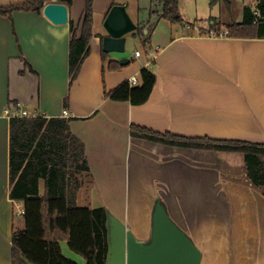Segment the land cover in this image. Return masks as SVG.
<instances>
[{"label": "crops", "instance_id": "0c3cea01", "mask_svg": "<svg viewBox=\"0 0 264 264\" xmlns=\"http://www.w3.org/2000/svg\"><path fill=\"white\" fill-rule=\"evenodd\" d=\"M23 1L0 0V5ZM221 1L216 4L232 3ZM152 2L115 0L142 27L131 32L127 49L132 58L125 65L103 55L101 36L113 0H94L90 51L74 80L70 20L81 23L85 0L67 5L65 24L44 14L46 3L40 12L0 13V264H12L13 233L26 227L24 201L10 197V117L5 109L15 102L29 112L72 118L71 129L86 145L96 180L93 207L111 208L109 200L120 192L130 202L132 186L150 187L146 220L129 228L140 240L150 235L151 210L160 198L202 250L201 264H264V194L249 180L245 161L230 163L224 154L229 152L131 135L136 124L163 134L264 143V38L233 37L227 34L230 23L224 22L218 36L209 35L218 28L187 27L182 12L181 21L160 17L164 0H156L154 9ZM257 4L249 7L255 10ZM144 8L151 14L145 15ZM243 9L233 22L243 21ZM138 50L141 55L134 57ZM114 62L120 67L113 70L109 64ZM143 68L157 75L146 102L106 96L132 76L138 85ZM198 209L200 221L192 215ZM67 243L61 241L62 249Z\"/></svg>", "mask_w": 264, "mask_h": 264}, {"label": "trees", "instance_id": "16d2710c", "mask_svg": "<svg viewBox=\"0 0 264 264\" xmlns=\"http://www.w3.org/2000/svg\"><path fill=\"white\" fill-rule=\"evenodd\" d=\"M48 1L24 0L0 5V13L7 15L13 10L40 12ZM57 1L69 7L74 2ZM218 1L211 0V5ZM93 4L94 0H85L81 26H75L70 20L71 80L77 77L90 51ZM244 11L242 22L227 25L228 34L264 38V0H258L255 10L246 6ZM160 17L181 21L179 0H164ZM214 23L212 26L217 27L219 32L221 25L216 21ZM103 55L106 59L108 54L103 51ZM109 66L114 70L120 64L114 62ZM156 81V73L150 68H143L138 85L125 81L106 91V96L142 104L150 97ZM71 119L45 115L10 118V197L24 201L26 220V227L13 233L12 264H79L63 253L62 240L68 242L71 250L81 254L86 264H108V209L92 205L96 180L88 162L86 145L73 133ZM131 135L177 147L243 153L249 180L264 194V143L163 134L136 124L131 126Z\"/></svg>", "mask_w": 264, "mask_h": 264}, {"label": "water", "instance_id": "95a60500", "mask_svg": "<svg viewBox=\"0 0 264 264\" xmlns=\"http://www.w3.org/2000/svg\"><path fill=\"white\" fill-rule=\"evenodd\" d=\"M43 12L55 24L69 22L68 6L63 2L50 1L45 4ZM104 28L101 36L103 51L122 64H129L132 51L127 49V41L138 26L125 4L115 3L109 8ZM156 201L148 240L137 238L124 222L107 210L108 264H201L202 250L173 220L163 200Z\"/></svg>", "mask_w": 264, "mask_h": 264}, {"label": "rangeland", "instance_id": "374dc122", "mask_svg": "<svg viewBox=\"0 0 264 264\" xmlns=\"http://www.w3.org/2000/svg\"><path fill=\"white\" fill-rule=\"evenodd\" d=\"M153 2V9L156 8L154 5L156 0H152ZM226 0H223L221 2H225ZM231 4L227 3H218L215 5H211V0H179V9L180 12H182L183 17L185 19V25L190 28L196 26L199 27H209L212 26L214 21L217 23L224 22V23H231L233 21H236V19L242 14V9L246 5L256 6V0H232ZM137 6V5H136ZM138 7V6H137ZM245 9V8H244ZM243 9V13L245 12ZM145 15H150V10L148 8H144ZM152 17V15H151ZM226 156V159L230 163H237L240 164L245 161V155L243 153H235V152H229L224 153ZM232 160V161H230ZM222 166V172L224 173L226 171V166L223 164ZM184 178V176H182ZM143 182V181H142ZM137 189V191L134 189ZM132 186L131 189V196H130V202H128V199L126 198V194L118 193L115 200H109V204H111V208L107 209L110 211V214L114 215L119 220L123 221L128 228H133L134 223L137 221H145L147 216V207L148 204L146 202V193L149 191L150 187H144L142 189L138 188L136 185ZM120 187V186H118ZM160 197V196H158ZM157 201L155 202V204ZM183 205V203H182ZM152 213V210H151ZM211 213V212H209ZM215 214V211L213 212ZM200 210L198 209L194 214V219L196 221H200L202 219V216L199 215ZM152 215V214H151ZM152 216H150V227H151V221ZM208 219L211 217L208 216ZM130 219V221H129ZM236 219V217H235ZM151 235V232H150ZM150 235L148 236V240L150 238ZM63 253L68 256L69 258H72L76 260L78 263H80L81 260H83L85 263V258L70 249L68 243L64 246L62 249Z\"/></svg>", "mask_w": 264, "mask_h": 264}, {"label": "built area", "instance_id": "2783aa9c", "mask_svg": "<svg viewBox=\"0 0 264 264\" xmlns=\"http://www.w3.org/2000/svg\"><path fill=\"white\" fill-rule=\"evenodd\" d=\"M224 33V32H223ZM220 33L217 32L214 29H210L209 30V35H213V36H218ZM228 34V31H227ZM141 55V51H136L134 57L136 56H140ZM150 55H153L152 53ZM131 85H136L138 83V78L136 76H132L129 80ZM67 111L63 110V115L66 114ZM5 114L7 116L11 117H15V116H22V117H33V116H40L41 114H39L38 112H29L28 110H26L25 108H23L22 106H20V104L11 107H7L5 109Z\"/></svg>", "mask_w": 264, "mask_h": 264}]
</instances>
